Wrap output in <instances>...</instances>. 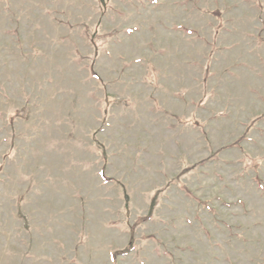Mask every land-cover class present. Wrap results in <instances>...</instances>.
Returning a JSON list of instances; mask_svg holds the SVG:
<instances>
[{"label":"rangeland","instance_id":"374dc122","mask_svg":"<svg viewBox=\"0 0 264 264\" xmlns=\"http://www.w3.org/2000/svg\"><path fill=\"white\" fill-rule=\"evenodd\" d=\"M0 264H264V0H0Z\"/></svg>","mask_w":264,"mask_h":264},{"label":"trees","instance_id":"16d2710c","mask_svg":"<svg viewBox=\"0 0 264 264\" xmlns=\"http://www.w3.org/2000/svg\"><path fill=\"white\" fill-rule=\"evenodd\" d=\"M153 202H154V201H153ZM153 204H154V203H152V205H151L152 207H153Z\"/></svg>","mask_w":264,"mask_h":264}]
</instances>
